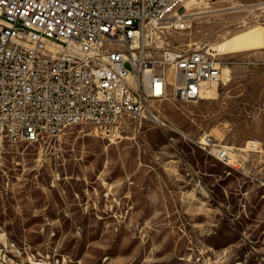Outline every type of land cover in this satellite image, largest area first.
<instances>
[{
    "label": "rangeland",
    "instance_id": "1",
    "mask_svg": "<svg viewBox=\"0 0 264 264\" xmlns=\"http://www.w3.org/2000/svg\"><path fill=\"white\" fill-rule=\"evenodd\" d=\"M188 3L191 29L154 37L156 52L264 31V0ZM217 57L230 72L215 98L159 102V121L4 139L0 264H264V46ZM205 133L235 164L199 148Z\"/></svg>",
    "mask_w": 264,
    "mask_h": 264
},
{
    "label": "built area",
    "instance_id": "2",
    "mask_svg": "<svg viewBox=\"0 0 264 264\" xmlns=\"http://www.w3.org/2000/svg\"><path fill=\"white\" fill-rule=\"evenodd\" d=\"M185 2L0 0V138L35 143L74 125L109 134L124 116L159 121V102L202 99L222 82L215 51L150 41L191 29ZM197 145L233 159L211 134Z\"/></svg>",
    "mask_w": 264,
    "mask_h": 264
},
{
    "label": "bare ground",
    "instance_id": "3",
    "mask_svg": "<svg viewBox=\"0 0 264 264\" xmlns=\"http://www.w3.org/2000/svg\"><path fill=\"white\" fill-rule=\"evenodd\" d=\"M188 0H186L185 5L187 3ZM196 0H192V2H194ZM188 3V8L186 9V15L189 16L190 19L195 18L198 14H200L201 12H193V9L191 7H189ZM262 27V26H261ZM264 46V31H262V29H253V30H247V32L241 33L239 35H236L233 38H230L226 41H224L223 43H221L218 47L220 48V51L214 50L213 51H219L222 54L223 53H234V52H239V51H244L247 49H253V48H259ZM219 52L216 53L219 54ZM222 69H223V75H222V79H223V84L225 83L224 80V73L227 76L230 72V68L229 67H225L224 65H222ZM220 84H213L209 87H207V89L205 90L204 96L202 99H214L215 95H217L218 92V88H219ZM212 87V88H211ZM196 102V101H194ZM112 132V129H111ZM2 139L0 138V144L2 143ZM225 145V144H224ZM228 146V145H226ZM230 149H234L231 146H228ZM233 154V159L231 160V162L229 163L230 165L232 163H234L235 161V155L236 153L232 152ZM236 162V161H235ZM235 164V163H234Z\"/></svg>",
    "mask_w": 264,
    "mask_h": 264
}]
</instances>
